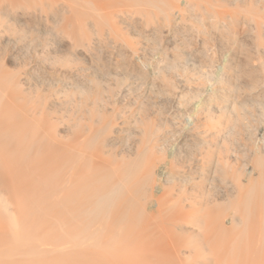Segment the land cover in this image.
Wrapping results in <instances>:
<instances>
[{
    "label": "bare ground",
    "instance_id": "bare-ground-1",
    "mask_svg": "<svg viewBox=\"0 0 264 264\" xmlns=\"http://www.w3.org/2000/svg\"><path fill=\"white\" fill-rule=\"evenodd\" d=\"M0 264H264V0H0Z\"/></svg>",
    "mask_w": 264,
    "mask_h": 264
},
{
    "label": "rangeland",
    "instance_id": "rangeland-1",
    "mask_svg": "<svg viewBox=\"0 0 264 264\" xmlns=\"http://www.w3.org/2000/svg\"><path fill=\"white\" fill-rule=\"evenodd\" d=\"M156 105H158V104H156ZM166 106H167V108H166ZM166 106H165V109L169 112L170 105H166Z\"/></svg>",
    "mask_w": 264,
    "mask_h": 264
}]
</instances>
